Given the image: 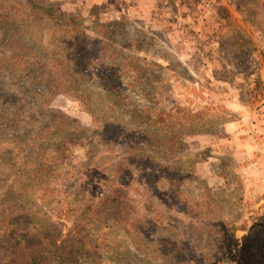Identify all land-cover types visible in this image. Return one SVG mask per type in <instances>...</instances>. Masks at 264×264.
I'll use <instances>...</instances> for the list:
<instances>
[{"label":"rangeland","instance_id":"obj_1","mask_svg":"<svg viewBox=\"0 0 264 264\" xmlns=\"http://www.w3.org/2000/svg\"><path fill=\"white\" fill-rule=\"evenodd\" d=\"M82 33L104 52L87 51ZM227 60L244 77L233 90L262 100L264 0H0V264H34L35 253L40 264H264V205L210 187L215 147L202 135L181 137L174 156L125 150L99 139L89 113L109 106L130 133L175 107L218 136L227 111L209 74ZM102 90H115L110 103ZM124 169L117 214L121 200L105 199ZM164 169L175 190L163 189Z\"/></svg>","mask_w":264,"mask_h":264},{"label":"crops","instance_id":"obj_2","mask_svg":"<svg viewBox=\"0 0 264 264\" xmlns=\"http://www.w3.org/2000/svg\"><path fill=\"white\" fill-rule=\"evenodd\" d=\"M220 69L219 77L215 72L209 74L211 80H217L213 86L219 88L215 92L209 89V95L213 105L219 104L227 111L222 134L198 138L212 144L208 147H215V157L208 158L216 161L210 187L229 191L239 188L245 200L258 209L264 205V95L261 100L255 96L258 90H233V82L244 77L228 66V60ZM228 158L233 164H226ZM231 175L237 177V184L229 181Z\"/></svg>","mask_w":264,"mask_h":264},{"label":"trees","instance_id":"obj_3","mask_svg":"<svg viewBox=\"0 0 264 264\" xmlns=\"http://www.w3.org/2000/svg\"><path fill=\"white\" fill-rule=\"evenodd\" d=\"M46 15L49 17V19H53L56 21V23L60 24L61 26L65 25V21L69 20V16L65 13L60 12L59 10L50 12L47 9L45 10ZM53 13V14H52ZM55 13V14H54ZM81 39L82 42L84 43V46L88 49L89 51L90 47L91 48H97L99 45V49L97 48L96 51H101L104 52V48L107 45L102 46V42H100L97 39H90L87 38L83 33L81 34ZM53 77H49V80H52ZM105 81L111 80V76L108 74H105ZM60 81V82H59ZM116 81V79H114ZM108 83V82H105ZM68 81H61L57 80V84L60 87H63L64 85H67ZM109 84V83H108ZM111 86V84H109ZM109 89V88H107ZM105 91L104 95L100 97L101 101H104L105 103H110L108 99L112 96L111 93H115V90H102ZM123 91V90H122ZM122 95L119 94V97ZM107 107V111L104 109H101V107L95 108V111H92L89 109V113L91 115H99V130H98V137L101 141L103 142H116L119 146H121L123 149L126 150L129 146L130 148H133L136 145H141V146H148V145H153L155 144L157 147H159L165 155L168 156H174L175 151L178 150V147L182 148L183 144L181 142V137H189V136H194L198 133V135H205L207 132L200 133L196 132L195 128L197 127L198 123L196 122V119H200L198 116L199 112H196L194 114H184V118H178V114H180V110H175V107L170 108V109H157L154 110V113L150 118H147V121L141 125L140 128H137L135 132H128L125 129L124 123H123V116L120 115L117 117V123L113 122L111 123L109 120L112 117V112L113 109L109 106ZM117 110L121 111L122 109ZM151 111V108H146L145 112ZM153 112V111H151ZM123 113V112H122ZM125 113V112H124ZM177 115V116H176ZM224 115V114H223ZM225 117L226 114L220 118V122L217 123L218 127H221L223 123H225ZM132 148V149H133ZM185 149H187L185 147ZM124 161L126 159H123ZM129 161V159H127ZM125 171L124 174L119 177L117 175V179L114 181L115 182L114 186L115 188L111 190L112 196H109L108 198L105 199L106 202H113L116 200V204H120L121 202L124 204L123 208L120 210H117V214L125 213L126 210V201H122L120 198V194L122 195V199L125 200V191L121 190V188H118L117 185L123 186L125 185V180H127L128 176V171L124 169ZM163 171V169H162ZM127 174V175H125ZM149 174H145L146 179L148 178ZM160 176V175H159ZM159 181H163V189L164 187H168L170 190H175V171H168L167 169H164V175L160 176L158 178ZM167 184V185H166ZM120 199L121 202L118 200ZM119 211V212H118ZM233 222H229L227 224V229L231 228V231H235L233 227ZM264 233V229L263 232ZM233 237V235H231ZM230 236V237H231ZM40 255L36 254L33 256V262L34 264H40ZM43 260V258H41ZM56 264L62 263V260H54ZM53 260H51V263H44V264H55Z\"/></svg>","mask_w":264,"mask_h":264}]
</instances>
